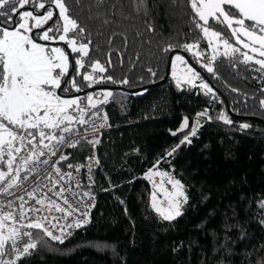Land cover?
<instances>
[{
  "label": "trees",
  "instance_id": "1",
  "mask_svg": "<svg viewBox=\"0 0 264 264\" xmlns=\"http://www.w3.org/2000/svg\"><path fill=\"white\" fill-rule=\"evenodd\" d=\"M66 4L87 30L80 42H93L86 64L100 61L107 71L96 75L116 81L99 83L113 93L107 104L98 106L112 128L98 147L100 166L93 174L98 189L90 223L63 243L43 237L18 264H264V70L258 71L260 65L253 61L243 63L240 53L225 57L221 52L212 64L214 73H209L202 67L208 56L185 51L213 86L200 73L199 81L212 91L182 81L178 87L171 69L158 83L169 54L183 50L164 52L168 45L199 41V50L210 51L192 23L187 0H146L147 14L137 11L136 0ZM149 25L154 31H147ZM214 27L237 46L226 28ZM76 55L70 53L73 63ZM124 79L129 83H119ZM76 81L83 90L88 88L82 76ZM71 93L82 98L90 94ZM198 113H205L200 116L204 120L189 136L191 142L181 144ZM221 113L232 123L219 119ZM185 118L188 127L177 132ZM244 123L250 127L241 129ZM173 148L176 151L167 155ZM89 155V146L80 142L67 161L83 163ZM156 161L186 190L182 215L172 221H164L151 207L153 184L144 177Z\"/></svg>",
  "mask_w": 264,
  "mask_h": 264
},
{
  "label": "snow or ice",
  "instance_id": "2",
  "mask_svg": "<svg viewBox=\"0 0 264 264\" xmlns=\"http://www.w3.org/2000/svg\"><path fill=\"white\" fill-rule=\"evenodd\" d=\"M76 3L79 4L80 0H76ZM98 3H103V0H98ZM187 4L194 14L192 23L200 30L202 38L207 41L214 53H218V45L222 44L225 57L240 53L243 56V63L254 61L255 64L260 65L258 71L264 70V59H256L248 52L241 51V48L247 49L264 57V0H187ZM28 5H31L34 11L19 10ZM56 9H58V17ZM136 9L138 12L143 11L147 14L146 0H136ZM69 12L66 0H47V5L44 0H0V17H4V22L9 25V27H0V185H3L0 187V192L8 193L9 189L18 186L21 179L27 180L28 175L36 171L37 163L48 164L49 160L41 159V157L56 156L59 146L76 147V142L70 140L66 134H72L75 125L88 124L93 117H97L98 106L107 104L113 96L109 90L87 94L83 98L59 94V92L83 91L76 81L77 76H82L89 88L99 83H116L112 76L96 75L107 71L100 61L86 64L85 58L89 57L90 45L93 42L90 38L87 42H80L85 38L87 30ZM104 23L108 21L105 20ZM214 25L226 28L236 45L241 47L230 43L229 39L224 38V34L217 31ZM147 31L152 32L154 29L149 25ZM70 33L75 35L69 36ZM115 35L109 38V45L113 42ZM57 40L65 42L71 53L77 54L74 65L70 64L69 54H66L65 49L49 48L45 43L39 42ZM124 43L127 47L126 37ZM174 47H182L184 51L193 52L200 45L199 41L183 46L168 45L163 51L168 52ZM193 54L197 57L200 55L198 52ZM216 58L214 54L202 67H205L209 73H214L212 64ZM178 64L184 65L187 73L191 74L184 77L187 82L199 78V73L187 66L182 55L172 56L171 66L178 87L181 82V77L177 75ZM112 66V61L109 59L108 67ZM89 67L90 72L87 70ZM70 68L74 75L70 73ZM82 69L84 71H81ZM148 71L153 76L156 75L150 68ZM67 77L71 78L67 79ZM119 83L128 84L129 81L124 79ZM201 87L208 92L212 91L207 84H202ZM84 100L87 101L86 105ZM260 107L264 109V98L260 99ZM91 109H97V111L92 112ZM89 112H91L90 115H88ZM197 115L203 116L205 113ZM86 116H88L87 119ZM102 119L106 122L107 116L105 115ZM219 119L226 124L232 123L224 113L220 114ZM104 126L105 123L99 125V127ZM198 126L197 121V125L184 136L181 144L191 142L189 135L194 136ZM187 127L188 119L185 118L177 132ZM249 127L247 123L240 125L241 129ZM177 132H173L172 135H177ZM98 142V140L89 141L92 144ZM175 151L176 148H173L167 155L171 156ZM67 158L66 155L61 154L52 164V169L60 180H63L65 175L69 178L72 175L71 173L61 174V169L57 166ZM68 167L72 168L73 165L69 164ZM76 170L79 171V168ZM22 172L26 173L23 177H21ZM153 176L160 177L159 184L152 179ZM165 177H167V183L171 185V190L164 186ZM47 178L51 179L50 176ZM144 178L153 184L151 207L160 218L164 221H172L182 215L181 203L182 200L187 202V196L179 180L166 172H153L152 169ZM57 183H59L58 180H52L53 187ZM41 187L43 185L38 184L27 195L30 199H35L36 204L43 206L47 198H37L35 195ZM63 192L62 188L54 195L62 196ZM157 193L162 196V199H158ZM84 195L87 196L89 193ZM19 199L23 201L22 196ZM64 202L67 204V199ZM52 206L56 207V211H64L59 205H55L54 201H49V207ZM260 207L264 209V202H261ZM39 211L40 209L35 207L25 209V204L21 203L18 216L14 214V211L0 213V264H18L23 257L31 255L32 251L37 249L43 237L63 243L64 239L72 234L67 229L81 228L89 223L88 212H84L81 219L67 226L61 225V233L57 236L45 226L46 218H28L27 213ZM261 223H264V219Z\"/></svg>",
  "mask_w": 264,
  "mask_h": 264
},
{
  "label": "built area",
  "instance_id": "3",
  "mask_svg": "<svg viewBox=\"0 0 264 264\" xmlns=\"http://www.w3.org/2000/svg\"><path fill=\"white\" fill-rule=\"evenodd\" d=\"M105 115L106 113L103 109L99 110L98 116L93 117L92 121L88 124L80 125L79 128L74 127L72 134H66L70 140L76 142V147L80 142H84L90 148V155L83 163L71 162L66 159L57 165L61 169V174L71 173V178L65 175L64 179L60 180L52 169V164L56 162L61 154L69 157L76 147H67L66 145L59 146V151L56 156L46 155L45 157H41V159H48V164L37 163L35 165L36 171L29 174L27 180L21 179L18 186L9 189L8 193L0 192V213L14 211V214L18 216L21 203L25 204V209L32 207L38 208L40 211L37 213H27L28 218H46L44 220L45 226L57 236L61 233V225L67 226L69 223L81 219L84 212H88L90 223L91 214L96 205V190L98 189L93 175L94 170L100 166L98 147L104 134L112 128L108 117L106 122L103 121L102 118ZM87 118L88 117H86V119ZM101 123H105V126L99 127ZM94 128L95 130H93ZM96 140L99 142L95 144L89 143V141ZM69 164L73 165V167L69 168ZM77 168H79V171L76 170ZM25 174L26 173L22 172L21 177ZM49 176L51 179L47 178ZM52 180H58L59 183L53 187ZM38 184L43 185V187L35 193L36 197L47 198L43 206L36 204L35 199H30L27 195V193L32 192ZM0 187H3V185H0ZM62 188L64 189L62 196L54 195V193L59 192ZM49 189L52 190L49 191ZM84 193H89V195L86 196ZM21 196L23 197V201L19 199ZM65 199L68 201L67 204L64 202ZM49 201H54L55 205H59L64 211H56L55 206L49 207ZM9 202H11L10 206ZM66 213H71V215H66ZM89 223L83 225L81 228ZM54 225L55 227H53ZM81 228L67 229V231L73 234ZM70 236H67V238ZM48 239L52 242H58L50 238Z\"/></svg>",
  "mask_w": 264,
  "mask_h": 264
},
{
  "label": "rangeland",
  "instance_id": "4",
  "mask_svg": "<svg viewBox=\"0 0 264 264\" xmlns=\"http://www.w3.org/2000/svg\"><path fill=\"white\" fill-rule=\"evenodd\" d=\"M17 7L19 8V5H17ZM53 8H54V6H52ZM33 8V7H32ZM34 9V8H33ZM33 9H25V8H21V9H19V10H21V11H26V10H28V11H34ZM56 15L58 16V9H56ZM18 19H19V17H18ZM17 19V20H18ZM0 27H2L1 25H0ZM49 43V44H48ZM56 43H64V44H66L65 42H62V41H49V42H47V43H45L46 45H47V47H49V48H51V47H61V46H59V45H54V44H56ZM236 47H241L240 45H237ZM69 49V48H68ZM209 49H210V51L208 52V51H202V50H199V48H196V49H194L193 50V52H190L191 54H193L194 52H198V53H200V55H199V57H201V58H203V57H205V56H208L209 58L210 57H212L214 54L216 55L217 53H214L213 52V49L212 48H210L209 47ZM243 49V48H242ZM70 50V49H69ZM71 51V50H70ZM221 52H224V48H223V45L222 44H219L218 45V53H221ZM243 52H248V54L249 55H253L256 59H264V57H260L257 53H252V52H250L249 50H247V49H243ZM177 55V54H176ZM179 55H182V54H179ZM194 55V54H193ZM183 56V55H182ZM196 56V55H195ZM184 57V56H183ZM197 57V56H196ZM185 59V58H184ZM185 61H187L186 59H185ZM254 62V61H253ZM186 64H187V66H189V67H191V65H189V63H187L186 62ZM191 68H193V67H191ZM171 72H172V75H173V69H172V66H171ZM194 69V68H193ZM194 71L196 72V70L194 69ZM177 75L178 76H180L181 77V81L182 82H185V83H188V84H190V85H193V86H195V85H199V86H201L202 84H205L204 82H201V81H199V78L198 79H194V80H192L191 82H187L185 79H184V77L185 76H190L191 74L190 73H187V70H186V67L184 66V65H179L178 64V66H177ZM206 75V74H205ZM207 76V75H206ZM101 90H105V89H101ZM94 91V90H93ZM93 91H91L90 92V94H95ZM66 95V94H65ZM204 119L203 118H201L200 116H198V115H196L195 117H192V128L194 127V126H196L197 125V121L199 122V125L201 124V122L203 121ZM192 128H191V130H192ZM196 129H197V127H196ZM189 136H191V135H189ZM154 165H155V168H154ZM150 169H152L153 170V172H156V171H159V172H166V173H168V174H170L171 176H172V174H171V172H170V170H164V169H161L160 168V166H159V164L157 163V161L152 165V167L151 168H149L148 169V171H147V173L149 172V170ZM146 173V174H147ZM157 184H159V182H160V177L159 176H153V178H152ZM182 184V183H181ZM165 187H167L169 190H171V185L170 184H168L167 183V177H165V185H164ZM183 190H184V192H185V195L187 196V194H186V190H185V187H183ZM157 195H158V199H162V196H160V194L159 193H157ZM185 206V202H183V200H182V203H181V212H182V210H183V207ZM165 207H166V205H165ZM19 226V225H18Z\"/></svg>",
  "mask_w": 264,
  "mask_h": 264
},
{
  "label": "water",
  "instance_id": "5",
  "mask_svg": "<svg viewBox=\"0 0 264 264\" xmlns=\"http://www.w3.org/2000/svg\"><path fill=\"white\" fill-rule=\"evenodd\" d=\"M41 11H43V10H41ZM55 12H56V10H55ZM57 14V13H56ZM56 45H62L63 47H64V49H65V51H66V54H69V59H70V64H72V65H74V63H73V61H72V59H71V57H70V50L68 49V47H67V45L66 44H64V43H56ZM173 53L174 52H171L170 54H169V56H168V60H167V65H166V72H165V75H164V77L162 78V80L161 81H159L158 83H162V82H164V80L167 78V76H168V74H169V71H170V64H171V57H172V55H173ZM178 53L179 54H182L183 56H184V58L187 60V62L189 63V65H191V67H193L198 73H200L203 77H204V79L210 84V85H212L211 84V82H210V80L208 79V77L205 75V73L199 68V67H197L190 59H189V57H188V55H187V53L185 52V51H183V50H178ZM70 73H72V69L70 68ZM68 78V77H67ZM157 83V84H158ZM213 86V85H212ZM103 88L104 86H92L91 88H87V89H84L83 91H81V92H76V93H74V95H80V94H83V93H89V92H91V91H93V90H95V89H98V88ZM111 88H117V87H111ZM143 87H141V88H137V89H133V90H130V91H136V90H138V89H142ZM59 94L60 95H65V94H63V93H61V92H59ZM73 95V93H71V94H67L66 96H72ZM228 107V106H227Z\"/></svg>",
  "mask_w": 264,
  "mask_h": 264
},
{
  "label": "flooded vegetation",
  "instance_id": "6",
  "mask_svg": "<svg viewBox=\"0 0 264 264\" xmlns=\"http://www.w3.org/2000/svg\"><path fill=\"white\" fill-rule=\"evenodd\" d=\"M46 5H47V3H46ZM25 9H33L32 8V6L31 5H28V6H25L24 7ZM34 10V9H33ZM21 11V10H20ZM0 25L2 26V27H9V25L7 24V23H3L2 21H1V19H0ZM40 43H47V42H44V41H39ZM54 45H56V44H54ZM59 46H61V47H63L62 45H59ZM63 49H64V47H63ZM93 86H103V85H99V84H95V85H93ZM89 88V87H88ZM63 94H66L67 95V93H63Z\"/></svg>",
  "mask_w": 264,
  "mask_h": 264
}]
</instances>
